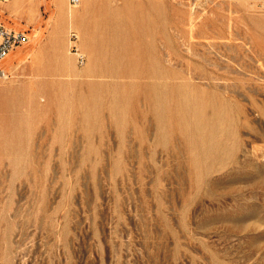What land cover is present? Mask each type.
Returning a JSON list of instances; mask_svg holds the SVG:
<instances>
[{"label":"rangeland","instance_id":"1","mask_svg":"<svg viewBox=\"0 0 264 264\" xmlns=\"http://www.w3.org/2000/svg\"><path fill=\"white\" fill-rule=\"evenodd\" d=\"M0 24L24 35L0 264H264V0H0Z\"/></svg>","mask_w":264,"mask_h":264},{"label":"built area","instance_id":"2","mask_svg":"<svg viewBox=\"0 0 264 264\" xmlns=\"http://www.w3.org/2000/svg\"><path fill=\"white\" fill-rule=\"evenodd\" d=\"M79 2L80 0H67L68 5L71 7L78 5ZM23 37L24 35L22 33L11 31L0 24V61L7 55L9 51H11L16 45L20 43ZM69 37L73 42L72 46L74 54L76 55V61L78 64H82L84 60L83 54L79 52L74 46L77 39L76 33L70 32ZM4 75V71L0 66V76Z\"/></svg>","mask_w":264,"mask_h":264},{"label":"bare ground","instance_id":"3","mask_svg":"<svg viewBox=\"0 0 264 264\" xmlns=\"http://www.w3.org/2000/svg\"><path fill=\"white\" fill-rule=\"evenodd\" d=\"M109 2H110V1H109ZM114 2H115V1H114ZM114 2H112V3H114ZM110 3H111V2H110ZM112 3H111V4H112ZM239 3H241V0H239ZM110 8H111V5H110ZM234 11L236 12V14H235V19H236V21H238V20L240 19L241 14H240V12H239L238 9H234ZM67 16H70V17H71V16H72V12H71V11H67ZM190 22H191V21H190ZM190 22H189V24H190ZM189 26H190V25H189ZM191 27H192V24H191ZM77 49H78V48H77ZM9 52H10V51H9ZM9 52H8V53H9ZM8 53H7V55H8ZM73 54H74V53H73ZM7 55H6V56H7ZM74 55H75V54H74ZM93 55H94V54H93ZM6 56H5V57H6ZM5 57H4V58H5ZM92 57H93V56H92ZM4 58H3V59H4ZM3 59L0 61V66H1V68L3 69L4 74H5L6 72H5V68H4V60H3ZM1 77H2V76H1ZM4 77H5V76H4Z\"/></svg>","mask_w":264,"mask_h":264}]
</instances>
